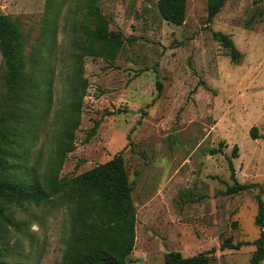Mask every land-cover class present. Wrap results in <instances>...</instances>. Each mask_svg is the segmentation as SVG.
I'll return each instance as SVG.
<instances>
[{"label":"rangeland","instance_id":"1","mask_svg":"<svg viewBox=\"0 0 264 264\" xmlns=\"http://www.w3.org/2000/svg\"><path fill=\"white\" fill-rule=\"evenodd\" d=\"M51 1L47 10V0H0L16 62L28 73L33 65L50 72L49 103L27 133L29 146L23 133L25 164L38 179L52 161L72 86L71 38L84 13L83 0ZM156 1L95 0L120 44L112 57L82 59L79 125L57 177L68 180L120 153L135 216L126 264H163L169 252L245 264L252 245L221 246L254 241L256 195L264 206V0H227L209 23L206 0H185L178 26L159 17ZM219 35L232 41L236 61ZM3 76L0 56V85ZM28 105L18 106L23 115H33ZM234 184L248 188L227 192ZM70 196L11 208L14 224H25L19 233L8 229L4 264H59L70 232Z\"/></svg>","mask_w":264,"mask_h":264},{"label":"trees","instance_id":"2","mask_svg":"<svg viewBox=\"0 0 264 264\" xmlns=\"http://www.w3.org/2000/svg\"><path fill=\"white\" fill-rule=\"evenodd\" d=\"M226 1L206 0V22H211ZM50 7L52 9L54 4L47 0V10ZM80 8L84 13L75 24L78 29L71 38L74 65L73 70L69 71L73 78L69 99L63 107L52 161L40 179L26 167L23 133L29 146L33 137L27 133L30 129L34 131L49 103L50 72L45 75L41 66L34 65L29 73L22 69L13 55L14 32L5 17L0 16V56L4 62V76L0 85V264L8 253V229L19 233L25 224H14L11 208L38 204L48 197L60 201L67 195H71L73 200L67 207L70 232L64 242L59 264H126L129 260L134 243L135 216L120 153L68 180L57 177L65 156L74 148L73 134L79 125V112L86 88V81L82 77V59L112 57L120 44V35L107 30V23L100 15L95 0H83ZM156 9L162 20L178 26L184 20L185 0H157ZM219 42L226 49L230 61H236L239 53L232 41L219 35ZM25 103H29L28 108L35 109L33 115H23L18 106ZM96 126L97 123H94L88 136ZM249 135L252 139L256 138L254 129ZM16 144L19 147L17 151L14 149ZM210 152L218 153L219 149ZM236 152L237 148L233 146V158ZM227 168L229 178L234 180L230 160H227ZM246 188L247 185L234 184L227 192L237 193ZM255 199L254 225L259 229L257 238L250 243L225 242L221 246L238 250L242 246L252 245L254 250L245 264H260L264 259V206L260 195H256ZM163 264H209V258L205 253L183 258L178 252H169L164 256Z\"/></svg>","mask_w":264,"mask_h":264}]
</instances>
